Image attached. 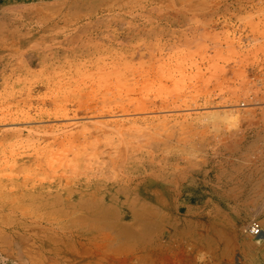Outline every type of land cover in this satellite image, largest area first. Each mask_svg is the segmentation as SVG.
Here are the masks:
<instances>
[{
  "label": "rangeland",
  "instance_id": "1",
  "mask_svg": "<svg viewBox=\"0 0 264 264\" xmlns=\"http://www.w3.org/2000/svg\"><path fill=\"white\" fill-rule=\"evenodd\" d=\"M39 1L0 0L18 32L0 31V264H262L263 0L190 3L204 13L139 18L160 29L111 47L80 34L108 43L82 48L54 41L74 29L31 32ZM159 126L179 155L128 179L153 160L127 142ZM118 167L126 188L107 180Z\"/></svg>",
  "mask_w": 264,
  "mask_h": 264
},
{
  "label": "bare ground",
  "instance_id": "2",
  "mask_svg": "<svg viewBox=\"0 0 264 264\" xmlns=\"http://www.w3.org/2000/svg\"><path fill=\"white\" fill-rule=\"evenodd\" d=\"M208 1V2H207ZM210 0H42L39 1L40 6L39 8L41 9L42 7H44L45 9L43 10L44 14L47 18H46V23L44 21H41V19H38V22L36 23L37 29L32 31V33L34 32H51V31H61V30H69V29H74V31L72 32V34L70 36H65L64 38L61 37H56L54 40L55 43L57 45H77L79 48H82L81 46L84 47H93L94 45H96V41H94L93 38H87L86 40H83L82 38L80 39V34H85L88 35V33H98L100 34V37H102V41L103 40H108L109 41V45L110 46L114 43H118L120 42V37L118 36L119 34H121L122 32H136L137 30L139 31L142 27L145 28L143 26V23L140 21L139 18L141 19H149L152 18L154 15L161 18L162 20L165 18H169V17H173L174 15H172V13H176L178 14V16L183 15L182 13L184 12L183 10L190 5V3L195 4L193 6L197 7V6H203L204 3L207 2V4H209ZM219 0H217L218 2ZM223 1V0H221ZM226 1V0H225ZM231 1V0H230ZM238 1V0H235ZM244 2V0H242ZM248 1H252V0H248ZM256 1V0H255ZM259 1V0H258ZM239 2H241V0H239ZM247 2V1H246ZM260 2V1H259ZM258 2V3H259ZM264 2V0H263ZM209 4L211 7L214 5V8L216 9L215 3L214 1H210ZM214 3V4H213ZM223 3V2H221ZM221 3H218L219 5ZM248 3V2H247ZM253 3V2H252ZM251 3V4H252ZM188 4V5H187ZM242 4V3H241ZM249 4V5H251ZM257 4V3H256ZM255 2L252 6L256 5ZM262 4V3H261ZM42 5V7H41ZM197 5V6H196ZM217 5V4H216ZM247 5V4H246ZM260 5V4H259ZM258 5L259 9L260 6ZM37 6V5H36ZM36 6H34L36 8ZM192 6V7H193ZM206 6V4H205ZM204 6V7H205ZM208 6V5H207ZM208 6V7H210ZM225 6V5H224ZM231 6V5H230ZM236 6V5H235ZM243 6V5H242ZM245 6V5H244ZM263 5H261V9ZM21 7V6H20ZM191 8V14L195 16V14H197L200 10L195 11L197 13H193V9ZM194 7V8H195ZM203 7V8H204ZM208 7L204 8V9H208ZM246 7V6H245ZM257 7V8H258ZM28 8V7H26ZM188 8V7H187ZM189 8V9H190ZM213 8V7H212ZM213 8V9H214ZM226 8V7H225ZM228 8V7H227ZM253 8V7H252ZM251 8V9H252ZM17 9V8H16ZM38 9V6H37ZM211 9V8H209ZM237 9V8H236ZM244 9V8H243ZM250 9V10H251ZM259 9L257 10L256 8L254 9L255 11L257 10L259 12ZM262 10H264V8ZM25 10V9H24ZM22 10V11H24ZM28 10V9H27ZM31 10L32 7H31ZM249 10V11H250ZM252 10V11H254ZM185 11H187L186 13H188L189 10L185 9ZM189 11V12H190ZM205 10L202 11V13H204ZM207 11V10H206ZM241 11V10H239ZM244 11H248V10H244ZM257 11L255 14H257ZM26 12V11H25ZM37 12V11H36ZM210 12V11H209ZM213 12V11H211ZM234 12V11H233ZM29 13V12H28ZM33 13V11H32ZM38 13V12H37ZM36 13V14H37ZM42 13V12H41ZM40 13V15H41ZM199 12V16H200ZM201 13V14H202ZM206 13V12H205ZM221 13V12H220ZM232 13V12H229ZM250 12H248L249 14ZM264 12L261 13V15ZM39 14V13H38ZM190 14V13H189ZM187 14V16L189 15ZM197 14V15H198ZM209 14V13H208ZM240 14V12H239ZM248 14L245 13V16ZM254 14V13H253ZM33 15V14H32ZM237 15V14H236ZM241 15V14H240ZM258 15V14H257ZM177 16V18H178ZM190 16V15H189ZM198 16V17H199ZM222 16V15H221ZM230 16V15H229ZM239 16V15H238ZM252 16V14L250 13L249 18ZM40 17V16H39ZM176 17V15H175ZM191 17V16H190ZM218 17V16H217ZM241 17V16H239ZM176 18V19H177ZM188 18V17H187ZM202 18H204L202 16ZM243 18V17H242ZM199 19V18H198ZM205 19V18H204ZM240 19V18H239ZM45 20V19H44ZM170 20V19H169ZM187 20V19H186ZM195 20V19H194ZM164 22V21H163ZM198 22V21H197ZM252 22V21H251ZM199 23V22H198ZM197 23V24H198ZM203 23V22H202ZM225 23V22H224ZM187 25V24H186ZM200 25V24H199ZM204 25V24H202ZM225 25V24H224ZM246 25V24H245ZM249 25V24H248ZM0 26L3 27V25L1 24ZM190 26V25H189ZM34 27V26H33ZM170 27V26H169ZM198 27V26H197ZM200 27V26H199ZM16 28V26H15ZM18 28V26H17ZM16 28V29H17ZM146 28H150L151 32L152 30H157L160 29L159 26H156L154 23L152 24V26H149L147 24ZM145 28V29H146ZM167 28V27H166ZM190 28V27H189ZM10 28H4V32H7L8 34H11V36L8 37L7 34H5L3 32V30L0 28V31H2V34L5 35H1L2 37H4V44L7 43L8 41H12V40H17L15 39V37L13 38V34L16 33V31H10ZM12 29V28H11ZM163 29V28H161ZM195 29V28H194ZM264 29V28H263ZM25 30V29H24ZM243 30V29H242ZM251 30V28H250ZM253 30V29H252ZM190 31V30H189ZM219 31V30H218ZM217 31V32H218ZM257 31V30H256ZM259 31V30H258ZM187 32V31H186ZM18 34V32L16 33ZM15 34V35H16ZM130 34V33H129ZM215 35V34H214ZM92 36V35H91ZM188 36V35H187ZM84 37V36H83ZM131 37V36H130ZM130 37L129 40H130ZM205 37V36H204ZM215 37V36H213ZM99 38V37H98ZM109 38V39H108ZM195 38V37H194ZM198 38V37H197ZM196 38V39H197ZM97 39V38H96ZM132 40H134V38H131ZM180 39V38H179ZM22 40V39H21ZM195 40V39H193ZM51 41V40H50ZM122 41V40H121ZM107 41H104L102 43H97V45H101V44H108L106 43ZM124 42V41H123ZM131 42V41H129ZM184 42V41H183ZM188 42V41H187ZM213 42V41H212ZM10 43V42H9ZM132 43V42H131ZM196 43V42H195ZM113 44V45H114ZM185 44V43H184ZM80 45V46H79ZM96 45V46H97ZM121 45V42H120ZM144 45V44H143ZM182 45V44H181ZM192 45V44H191ZM188 46V44L186 45ZM116 47V46H115ZM127 47V46H126ZM152 47V46H151ZM165 47V46H164ZM68 48V47H66ZM70 48V47H69ZM77 49V47H76ZM192 50V49H191ZM190 50V51H191ZM69 51V50H68ZM193 54V53H190ZM189 55V54H188ZM186 56V55H185ZM139 57V56H138ZM147 57V56H146ZM147 58H150L149 56ZM159 61V60H158ZM161 61V60H160ZM116 62V61H115ZM119 66V65H118ZM118 76V75H117ZM215 112V111H214ZM217 112V111H216ZM211 113V112H210ZM184 114V113H183ZM188 114V113H187ZM189 115V114H188ZM165 116V115H164ZM168 116V115H167ZM209 116V115H208ZM190 117V116H189ZM199 117V116H198ZM185 118V117H184ZM156 119V118H155ZM197 119V118H196ZM175 121V120H174ZM184 121V120H182ZM179 122V120H178ZM175 123V122H174ZM263 123V122H262ZM172 124V123H171ZM164 124L162 123V126ZM178 125V124H176ZM174 126V124L172 125ZM179 126V125H178ZM204 126V125H203ZM158 127V126H157ZM160 128H154V130L152 129L151 133H149L148 138L145 139L143 142L138 143L137 139H134L133 141L127 142V143H132L133 146L129 147H125L128 148L127 149V154L129 152V156H127V158L130 160H136L139 161L141 164V158L143 159V157L145 158H152L149 159V163L153 160V162L151 164H149L147 167L145 165V167H137V170L133 173L130 170H127L126 167L124 166L123 168H125V170H127L125 172L126 176H128V179L130 177H132L134 174L137 175V173H139V175H142L143 169H147V170H151V172L153 171V168L155 169L156 167V163L154 164V161L156 162V159H160L159 156H161V159L159 161V163L162 164V155L163 157H168V159L172 156H177V154L179 153L178 151H180L181 149L177 150V148H173L175 146H173L174 144V139L177 141L180 140V138H183L181 136H177L172 133V138L171 141H169V137L167 139H164L163 137H161L164 133L167 134L169 126L167 127L166 125V130H164V128L161 126H159ZM165 127V125H164ZM40 128V127H38ZM24 129V128H23ZM171 129V128H170ZM20 130V129H19ZM174 131L176 132V130L174 129ZM171 132V131H170ZM173 132V131H172ZM174 132V133H175ZM178 132V131H177ZM187 132V131H186ZM233 132V130H232ZM2 133V132H1ZM10 133V132H9ZM190 133V132H189ZM170 134V133H169ZM183 136L185 134H182ZM165 137H167L164 134ZM171 136V135H168ZM229 136V135H228ZM197 137V136H196ZM185 138V137H184ZM190 138V137H189ZM191 139V138H190ZM182 140V139H181ZM180 140V141H181ZM185 140V139H184ZM189 140V139H188ZM72 142V141H71ZM178 144V143H177ZM175 144V145H177ZM121 146V145H120ZM123 146V145H122ZM173 146V147H172ZM185 146V145H184ZM121 148V147H120ZM180 148V147H179ZM126 150V149H124ZM125 152V151H124ZM119 153V152H117ZM182 153V151L180 152ZM184 153V152H183ZM187 153V152H186ZM191 153V152H190ZM162 154V155H161ZM179 155V154H178ZM182 155V154H181ZM189 155V154H188ZM192 156V155H191ZM167 159V158H166ZM128 160V163L130 162ZM146 161H148V159H145ZM144 160V161H145ZM171 160V159H170ZM145 161V162H146ZM167 161V160H166ZM188 161H190L191 163H193L191 160L188 159ZM170 162V161H169ZM158 163V164H159ZM108 164V163H107ZM130 164V163H129ZM169 164V163H168ZM30 165V164H29ZM127 165V164H126ZM163 165V164H162ZM192 165V164H191ZM119 166V165H118ZM121 166V165H120ZM131 166V165H129ZM139 166V165H138ZM41 167V166H40ZM109 167V165L107 166ZM113 167V165H112ZM111 167V168H112ZM135 167V166H134ZM153 167V168H152ZM110 168V167H109ZM108 168V169H109ZM110 168V170H111ZM115 168V167H113ZM112 168V169H113ZM122 167L119 168L117 170H115L116 172L114 174H110L109 177L107 178V180H110V182H113L114 184H117L119 187H125L127 186V182H125V180H123V177L119 174V172L121 171ZM136 169V168H135ZM114 170V169H113ZM112 170V171H113ZM118 170H120L118 172ZM104 172V171H103ZM123 172V171H122ZM147 172V171H146ZM109 173V172H108ZM102 174V173H100ZM154 174V173H152ZM103 175V174H102ZM147 175V174H146ZM104 176V175H103ZM106 177L108 175H105ZM151 176V174L149 175ZM133 178V177H132ZM126 188V187H125ZM254 226H258L260 228V233L256 234L253 231V227ZM196 228V227H195ZM244 232L250 236H258L261 234L262 232V228L260 227V225L256 222H252L250 223L244 230ZM223 234V233H222ZM220 235V234H219ZM222 236V235H221ZM249 236V237H250ZM263 242V241H262ZM235 244V243H234ZM236 245V244H235ZM260 245V244H258ZM99 246V245H98ZM255 248L257 250H262V254L264 256V246L258 247L255 246ZM245 253V252H244ZM87 255V254H86ZM260 256V254H259ZM261 257V256H260ZM137 260V259H136ZM262 264H264V260L262 262Z\"/></svg>",
  "mask_w": 264,
  "mask_h": 264
},
{
  "label": "built area",
  "instance_id": "3",
  "mask_svg": "<svg viewBox=\"0 0 264 264\" xmlns=\"http://www.w3.org/2000/svg\"><path fill=\"white\" fill-rule=\"evenodd\" d=\"M252 229H253L252 232H255L256 234L260 233V228L258 226H254Z\"/></svg>",
  "mask_w": 264,
  "mask_h": 264
}]
</instances>
